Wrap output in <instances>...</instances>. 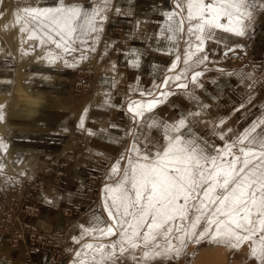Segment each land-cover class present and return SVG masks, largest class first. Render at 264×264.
<instances>
[{
  "label": "snow or ice",
  "instance_id": "obj_1",
  "mask_svg": "<svg viewBox=\"0 0 264 264\" xmlns=\"http://www.w3.org/2000/svg\"><path fill=\"white\" fill-rule=\"evenodd\" d=\"M107 5L108 0H97L88 9L79 0H56L50 6L28 0L4 28L19 32L27 45L25 55L39 49V58L51 64L78 63L95 51ZM258 9L264 10V0H175V8L165 12L160 34L171 50L179 49L180 41L186 48L168 69L173 75L152 89H133L143 99L127 106L134 124L128 133L132 142L111 166L109 179L114 182L103 189V208L111 222L95 217L88 226L81 225L74 242L80 244L84 237L91 242L75 250L73 264H108L137 250L141 255L133 258L138 264L182 252L189 257L200 253L194 264H218L210 248L189 247L205 240L233 249L247 245L250 256L264 264V118L239 132L230 127L217 132L225 121L213 122L212 132L223 142L214 144L196 131L206 123L207 105L172 121L146 115L171 94L162 89L170 84L188 87L178 82L187 81L189 72L208 61L207 54L198 55L206 40L225 42L217 31L245 36ZM230 51L234 49L225 54ZM181 61L187 67L177 72ZM130 62L138 65V58ZM202 75L194 71L191 82L198 84ZM146 127L162 129L163 140L150 139Z\"/></svg>",
  "mask_w": 264,
  "mask_h": 264
},
{
  "label": "rangeland",
  "instance_id": "obj_2",
  "mask_svg": "<svg viewBox=\"0 0 264 264\" xmlns=\"http://www.w3.org/2000/svg\"><path fill=\"white\" fill-rule=\"evenodd\" d=\"M161 1L165 6V12L175 8V0ZM27 2L28 0H0V94L10 95L13 84L17 80V75L13 70L17 69L19 61L21 63L19 69L23 74L22 85L28 89V92H47L55 99L56 103L53 105L57 111L52 112L51 115L54 124L52 125L53 121L49 122L50 127L52 125L55 131H46V134L57 136L58 142L52 145L49 151L38 150L36 148H40L42 146L40 144L43 146L46 144L38 143L36 139L39 134L35 132H12L8 135L7 141L0 142V165L3 166V170H0V221L3 220L0 223V264H25L27 259L24 258L23 248L25 245L30 246L29 243L26 242L24 245L18 240L12 242V245L18 248L10 249V242L7 239L11 238L5 232L3 233V230L7 227L12 230L10 222L21 214L24 206L29 205L26 199L23 200L28 181H30V192L39 191L38 187H32L33 185L38 186V180L33 176L49 180L48 184H43L41 189V192L49 193L54 180L58 181L64 176H72L75 180L83 181L84 176L93 174L98 178L99 183L94 185L95 188H92L94 187L92 185L88 187L89 193L85 192L87 186L84 187L75 209L68 213V211H62L64 206H61V221L57 222V229H51L59 233L57 246L42 247L49 255L48 264H73L75 250L80 248L81 244L91 242V237H84L80 244L74 242V237L78 238L81 235V225L88 226L95 217H102L108 223L111 222L103 208V189L106 184L114 182L109 179L111 166L132 142L128 133L134 130V124L131 114L127 111V106L130 100L143 99L139 96V91H133V89H152L166 76L173 75L174 73L168 72V69L178 54L182 56L186 44L180 41V47L176 49L177 53L165 56L169 64L167 63L166 67L159 71L160 77L158 76L157 81L151 82L146 76H135L132 71L128 73L127 69L123 71L121 67H124V63L119 64L120 56L116 48L131 33L133 38L140 36V32L146 30V23L137 21L134 25L131 24L132 29L127 27V30H121L116 23L107 21L108 18L113 21L119 14L117 6L112 4V0H108L107 16L94 42L95 51L88 53L87 58L78 63L51 64L47 59L39 58V49L25 55L24 49L27 45L22 44L19 32L14 28L12 30L4 28L5 25L13 22V13L17 8ZM33 2L42 6H50L56 3V0H33ZM96 2L97 0H79V3L88 9H91ZM163 16L167 21L165 13ZM262 19H264V10L258 9L254 12L252 25ZM163 23L159 25L160 29L165 26ZM216 35L223 37L225 42L222 43L217 39L205 41L204 52L198 55L207 54L208 61L189 72L187 81L182 79L178 82L187 83L188 87L178 88L176 84H170L162 89L171 94L146 115H151L158 121H172L193 109L199 110L201 105H207L203 110V119L206 123L198 125L196 131L211 143L222 144L219 136L212 132L213 122L225 121L217 132L227 127H230L233 132H239L249 126L250 117L254 116L253 120L264 118V56L253 62L251 71H249L251 77L248 78V83L238 86L240 92L245 95V102L251 99L254 107L250 110V117L237 121L227 106L214 101L210 91L215 82L224 76H229L231 69L243 65L245 58L249 55L246 54L242 38L220 31H217ZM158 36H160L159 41L169 42L165 36L161 34ZM228 48L234 51L225 54ZM68 59L70 61V58ZM186 67L181 61L176 71L179 72ZM194 71L203 73L196 85L191 82V75ZM250 84L251 87H249ZM122 98H125V118H123L122 111L118 109ZM82 118L83 128L80 127ZM40 123L44 124L43 121ZM74 131L76 133H73ZM145 133L150 139L163 140L162 129H147L146 127ZM28 138L32 143L27 142ZM2 139L3 135L0 134V140ZM8 146H13L11 148L14 153L10 171H7ZM22 164L24 166H21ZM25 210L26 212L32 211L27 208ZM44 228L49 229V227ZM111 239H116V237ZM34 246L38 244L33 243L32 247ZM189 247L210 248L218 264H258L250 256L247 245L233 249L224 244L216 245L205 240L196 245L190 244ZM139 255H141L139 250L129 251L118 255L108 264H138L133 257ZM199 255L198 252L191 257L184 252L173 253L154 257L146 264H194Z\"/></svg>",
  "mask_w": 264,
  "mask_h": 264
},
{
  "label": "crops",
  "instance_id": "obj_3",
  "mask_svg": "<svg viewBox=\"0 0 264 264\" xmlns=\"http://www.w3.org/2000/svg\"><path fill=\"white\" fill-rule=\"evenodd\" d=\"M112 4L117 6L119 14L114 19L115 21H111L110 18H108L109 20L107 19V21L113 24L116 23L117 27L121 30L125 31L127 27L132 29L133 26H131V24L134 25L137 21L146 23V30L140 32V36L133 38L130 32V36L126 37L124 42L117 46L116 49L120 56L119 64H121V62L124 63V67H121L122 70L124 71V69H127L128 73L132 71L134 75L138 77L146 76L151 82L157 81L160 77L159 71H162L168 63L165 56H172L177 53L176 50H171L170 47H168L169 42L164 43L163 40L159 41V25L163 22L166 23L165 17L163 16L165 13L164 4L161 0H112ZM242 42L246 48V54L249 55V57L247 56V58H245L244 64L240 67L231 69L228 73V77L224 76V78L215 82L210 91L214 101L218 104L227 106L237 121L250 117V110L254 107L251 99L245 102V95L240 92L238 86H243L248 83V78L251 77L249 71H251L253 62L255 59H260L264 56V19L258 20L255 25L250 27L246 36L242 38ZM137 58L138 65H133L130 61L136 60ZM121 100V106H119L118 109L122 111L123 118H125V98ZM242 105L243 107H241ZM117 116L116 114V117ZM253 118L254 116L250 117L249 122H251ZM35 133L39 134L36 139L38 143L42 142L44 145L46 144L45 146L40 144L42 146L36 148L38 150L49 151L50 147L56 145L58 142L57 136H49L46 134L47 132H42L43 134L41 132ZM28 140L27 142L32 143L29 138ZM13 149L15 150V148ZM86 176H84L83 181L75 180L72 176H64L62 179H58V181H52V186L50 185L51 187L49 188L52 194L45 191L41 192L42 185L45 183L48 184V179L44 177L39 179V177L33 176L38 180V186L33 185L32 187H38L39 191L30 192V181H28L25 196L23 198V200L26 199L29 203L27 209H33V211L35 209L37 210L36 216L30 217L29 220H27L29 227L35 224L37 228L44 230H46L44 227H49L50 230L57 229V222L61 221L60 217L62 216L60 210L61 206H64L62 211H66V209H75V206L81 199L82 195L80 194H82L84 187L87 185L85 184ZM32 200L34 202H32ZM23 211L24 210H22V212ZM27 230H29V228ZM7 241L10 242V249L18 248V246L14 247L12 245V239H7ZM24 242L28 244V233L24 235ZM9 247L7 246V248ZM33 250L29 258L25 260V264L49 263V255L43 248L34 246Z\"/></svg>",
  "mask_w": 264,
  "mask_h": 264
},
{
  "label": "bare ground",
  "instance_id": "obj_4",
  "mask_svg": "<svg viewBox=\"0 0 264 264\" xmlns=\"http://www.w3.org/2000/svg\"><path fill=\"white\" fill-rule=\"evenodd\" d=\"M250 27L248 31L250 30ZM237 37L243 38L244 36ZM17 65V69L13 70L17 75V80L13 84L10 95L0 94V115L3 116V119L0 120V134L3 135V139L0 140V142L7 141L8 135L12 134V132L42 133L46 131H55V128L52 127L54 121L51 117L52 112L54 113L57 111L56 107L53 105L56 103L55 99H53L52 94L47 92H28V89L22 85L21 77L23 74L19 69L21 63L18 61ZM40 121H43L44 124H41ZM51 121H53V123L50 127L49 122ZM73 133H76V131ZM9 146L7 147V155L9 159L7 171L12 169L11 161L14 157L12 148ZM21 166H24V164Z\"/></svg>",
  "mask_w": 264,
  "mask_h": 264
},
{
  "label": "built area",
  "instance_id": "obj_5",
  "mask_svg": "<svg viewBox=\"0 0 264 264\" xmlns=\"http://www.w3.org/2000/svg\"><path fill=\"white\" fill-rule=\"evenodd\" d=\"M121 70V69H120ZM123 75V74H122ZM86 182H87V187L85 189V192L89 193L90 190L88 189V187H90L91 185H97L99 183L98 178L93 175V174H87L86 176ZM92 188H95L92 187ZM27 206L23 207V212L19 215H17V217L15 219H13L10 223L12 224V230H9L8 227L6 229L3 230V233L5 232L7 236H9L12 239V242H16V241H21L22 244L25 245L24 242V234L28 233V243L30 246H26L23 248V252H24V258H29L30 254L34 251L33 250V243L38 244V247L42 248V247H48V246H53L56 247L57 246V240L59 238V233L53 232L50 229L49 230H44L41 228H37L34 224V226L29 227V225L27 224V220L31 217V216H36L37 214V210L35 209L31 212H26ZM31 210V209H30ZM66 211H68L69 213V209H66ZM6 214H8L7 212H5ZM3 220L1 219L0 223H2ZM29 228V230H27ZM48 250V249H47Z\"/></svg>",
  "mask_w": 264,
  "mask_h": 264
}]
</instances>
